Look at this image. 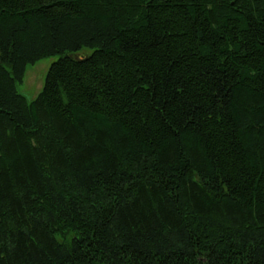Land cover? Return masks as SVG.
Segmentation results:
<instances>
[{"label": "trees", "instance_id": "trees-1", "mask_svg": "<svg viewBox=\"0 0 264 264\" xmlns=\"http://www.w3.org/2000/svg\"><path fill=\"white\" fill-rule=\"evenodd\" d=\"M0 264H264V0H0Z\"/></svg>", "mask_w": 264, "mask_h": 264}, {"label": "rangeland", "instance_id": "rangeland-1", "mask_svg": "<svg viewBox=\"0 0 264 264\" xmlns=\"http://www.w3.org/2000/svg\"><path fill=\"white\" fill-rule=\"evenodd\" d=\"M58 59V56L48 57L28 64L21 83H16L18 94L24 96L28 102L36 98L41 92L45 76L51 64Z\"/></svg>", "mask_w": 264, "mask_h": 264}]
</instances>
